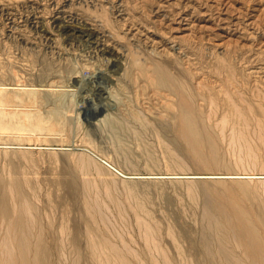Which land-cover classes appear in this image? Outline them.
<instances>
[{"label":"rangeland","instance_id":"374dc122","mask_svg":"<svg viewBox=\"0 0 264 264\" xmlns=\"http://www.w3.org/2000/svg\"><path fill=\"white\" fill-rule=\"evenodd\" d=\"M163 66L190 96L196 95L190 97L192 103L207 122L213 118L209 126L225 115L231 122L224 134L234 124L237 130L246 125L249 147L258 158L252 154L241 160L244 151L233 150L226 135L229 138L218 139L219 165L195 163L172 128L177 95L153 80ZM0 84L40 87L37 99L18 104L46 122V130L0 134V190L1 181L7 187L18 183L31 196L48 264L66 258L63 264L100 263L85 240L94 232L98 237L105 233L110 243L123 236L124 241L115 245L123 246L120 250L128 243L134 247L132 251L127 245L132 252L124 254L129 259L140 256L141 260L132 258L136 264L142 259L154 264L155 258L165 264V253L170 264H206L201 242L210 202L240 204L241 198L240 205L264 221V130L259 128L264 126V0H0ZM230 97L235 105L242 104L245 116L239 123ZM209 107L214 110L207 116ZM247 114L254 115L256 123ZM247 122L250 127L258 124L252 127L262 132L257 128L254 134ZM253 134L260 141L252 139ZM238 153L243 164L236 160ZM138 215L154 227L161 253L144 241Z\"/></svg>","mask_w":264,"mask_h":264},{"label":"bare ground","instance_id":"6f19581e","mask_svg":"<svg viewBox=\"0 0 264 264\" xmlns=\"http://www.w3.org/2000/svg\"><path fill=\"white\" fill-rule=\"evenodd\" d=\"M71 32V30H70ZM161 65V64H160ZM154 70V69H153ZM189 71V70H188ZM151 72H154V71H151ZM156 73V74H155ZM154 74L156 75L155 76H151V79H153L154 77V81L156 80V82L158 83V85L162 86V87H166L169 88L170 90H172L175 94L173 95H177L176 96V99H177V106L178 107H175L176 109V112H175V118H174V126L172 127L174 129V133H175V138H177V140H179L181 143L184 142L185 144V148L188 152V154L193 157V161L197 164H199L200 166L201 165H219L220 162H222V160L220 161L221 159V156H220V152H219V148L221 147L219 145V142H218V139L222 137H225L226 135H228L230 137V140L228 141L229 144H232V147H233V150L236 149L238 150L239 149V153L242 154V152L244 151V153L242 155H245L243 158L239 155V153L237 155H239V159H236L238 160L237 162L238 163H242L243 162H240L241 160L243 159H248V157L252 156V154L254 153L253 149L249 147L250 145V142L249 140H247V136L245 135V132H244V128L247 127L246 125H244L243 127V130L242 129H238L236 128V126H234L236 122L233 123L232 121V124L233 125L231 128H230V133H227V134H224V132L226 133V129L225 127L227 126H230L228 125L229 121L226 117L227 115H222L224 116V118H222V120L220 122H214L216 125L213 127V126H209L210 124L212 125V120H209V122H207V117L205 116L206 113L204 112V117L206 119L203 120L204 118L201 117V115H203L202 112L199 113L198 111V107L197 105H193V98L191 100L190 97H194L196 95H191L188 94V92L183 88L181 87L178 81V83L176 82V80L173 79V77L175 76H171V74L169 72H167L165 69H164V66L163 68H157V70L154 72ZM191 74V73H190ZM148 76V75H147ZM222 76V75H221ZM148 78V77H147ZM177 79V78H175ZM152 82V80H150ZM148 81V82H150ZM180 81H182L180 79ZM200 81V80H198ZM237 81V80H236ZM201 83V82H200ZM203 83V82H202ZM224 83V82H223ZM154 84V83H153ZM195 84V83H194ZM199 84V83H198ZM196 85V84H195ZM201 85V84H200ZM204 86V85H203ZM206 86V85H205ZM212 87V86H211ZM228 87V86H227ZM232 87V86H231ZM196 88H198L196 86ZM230 88V86H229ZM188 89H190L188 87ZM231 89V88H230ZM237 89V88H236ZM240 89V88H239ZM38 90H40V87H38L37 85H28V84H16V85H9V84H0V134H3V133H6V132H20L22 131L23 129L25 130H31L30 132H33L35 133L36 129H39V130H46L45 128L47 127L46 126V122H43V121H40V120H36L35 119V114L32 112V111H29L27 110L26 108H23V109H20L21 107H19V102L20 101H23L25 99H34L37 97V94H38ZM169 90V91H170ZM197 90V89H196ZM200 90V89H199ZM197 90V91H199ZM209 90V89H208ZM224 90H225V87H224ZM167 91V92H166ZM165 92L168 93V90H166ZM196 91V92H197ZM42 92V91H41ZM163 92V90H162ZM238 92V91H237ZM241 92V91H239ZM161 93V92H160ZM165 93V94H166ZM172 93V92H171ZM191 93V92H189ZM202 93V92H201ZM163 94V93H161ZM192 94V93H191ZM197 94V93H196ZM168 95V94H167ZM227 95V94H225ZM235 95V94H234ZM166 96V95H165ZM170 96V95H169ZM229 96V94L227 95ZM202 97V96H201ZM237 97V96H236ZM196 98V97H195ZM229 98V97H228ZM231 98V97H230ZM37 99V98H36ZM203 99V97H202ZM233 98H231V102H235L234 100L232 101ZM263 99V98H262ZM195 100V99H194ZM169 101V100H168ZM168 101L166 103H168ZM172 100L170 99V102ZM198 101V100H197ZM210 101H212L210 99ZM228 101V100H227ZM193 102V103H192ZM230 102V101H229ZM263 102V101H262ZM172 103V102H171ZM174 103V102H173ZM172 103V105H173ZM215 103V102H213ZM241 103V102H240ZM239 103V104H240ZM246 103V102H245ZM244 103V104H245ZM175 104V105H176ZM195 104V103H194ZM234 104V107H233V110L234 112L237 114V116L239 117L238 118V123H239V119L242 117V116H245L243 115L244 113H242L243 111V108L240 109L239 107H242V104L240 106H238L237 104L235 105ZM171 105V106H172ZM221 105V104H220ZM170 106V105H169ZM174 106V105H173ZM199 106V105H198ZM202 107V106H201ZM170 108V107H168ZM200 108V107H199ZM207 108V107H206ZM210 108V111H209V114L211 113V107ZM244 108H246L244 106ZM216 109V108H215ZM214 110V109H213ZM232 110V111H233ZM242 110V111H241ZM245 110V109H244ZM248 110V109H246ZM245 110V111H246ZM250 110V109H249ZM248 110V111H249ZM202 113V114H201ZM214 113V111H213ZM229 113V112H227ZM246 113H249V112H246ZM245 113V114H246ZM264 113V112H263ZM201 114V115H200ZM224 114V113H223ZM235 114V115H236ZM251 114V113H249ZM247 114V116L249 115ZM213 115V114H211ZM229 115V114H228ZM231 115H232V112H231ZM252 115V114H251ZM264 115V114H263ZM163 116V115H162ZM254 116V115H253ZM253 116H248L250 118H252ZM215 117V116H213ZM235 117V116H234ZM247 117V118H248ZM255 117V116H254ZM254 117H253V121L254 120ZM258 117V116H257ZM247 118L245 119V117H243L244 120H247ZM256 118V117H255ZM230 119V118H229ZM231 119H232V116H231ZM242 119V118H241ZM257 119V118H256ZM173 120V119H172ZM217 120V119H216ZM243 120V121H244ZM49 121V120H48ZM215 121V120H214ZM236 121V120H235ZM248 121L251 122V119H249ZM258 121V120H257ZM263 121V120H261ZM231 122V121H230ZM246 121H244L243 123H245ZM259 122V121H258ZM208 123V124H207ZM253 123V122H251ZM256 123V121H255ZM250 124V123H249ZM248 122H247V125H249ZM260 124V122L258 123ZM257 124V125H258ZM264 124V123H263ZM262 124V125H263ZM227 125V126H226ZM238 126L240 124H237ZM251 125V124H250ZM250 125L248 127H250ZM256 125V124H254ZM252 125V126H254ZM256 125V126H257ZM241 126V125H240ZM239 126V127H240ZM251 126V127H252ZM260 126V125H259ZM250 127V128H251ZM258 127H256L257 129ZM259 128H262L264 130V126L263 127H259ZM258 128V129H259ZM49 129V128H47ZM253 129V127H252ZM256 129L254 128V134H255V131ZM262 129L260 131L259 129V132L261 133L262 132ZM246 130H249L246 128ZM245 130V131H246ZM53 131V129H52ZM251 131V129H250ZM248 132V131H247ZM249 133V132H248ZM258 133V132H257ZM264 133V132H263ZM230 134V135H229ZM253 134V135H254ZM249 135V134H248ZM258 135L260 136V134L258 133ZM21 136V135H20ZM251 136V133L250 135ZM262 136V134H261ZM260 136V137H261ZM22 137V136H21ZM227 137V136H226ZM227 137V138H229ZM252 137V136H251ZM255 135L253 136L252 139H255L254 138ZM259 137V138H260ZM263 137V136H262ZM262 137L260 138L261 141L262 140ZM18 138V137H16ZM257 138V137H256ZM264 138V137H263ZM19 139V138H18ZM223 140H225V138H223ZM256 140V139H255ZM258 141H260L258 138H257ZM256 140V141H257ZM220 141V140H219ZM254 141V140H253ZM252 141V142H253ZM255 141V142H256ZM222 143V142H221ZM226 143H227V140H226ZM228 145L227 148H229V146L231 145ZM249 143V144H248ZM254 143V142H253ZM259 144V142H257ZM263 143V146H264V142ZM224 144V143H223ZM255 144V143H254ZM262 145V144H259V146ZM220 146V147H219ZM256 146V145H255ZM184 147V146H183ZM262 147V146H261ZM261 147H257V148H261ZM256 148V147H255ZM256 148V149H257ZM242 149V152L240 151ZM252 149V150H251ZM264 149V147L262 148ZM228 150V149H227ZM235 150V151H236ZM232 150L230 149V152ZM235 151L233 153H235ZM258 151V149H257ZM256 151V152H257ZM264 151V150H262ZM237 152V151H236ZM260 152V151H259ZM258 153V152H257ZM218 154L220 156V159L218 157ZM1 155V154H0ZM254 155L256 156V154H253L252 157H254ZM247 156V158H246ZM218 157V159H217ZM262 157V156H261ZM240 158H242L240 160ZM256 158H258L256 156ZM256 158H252V159H256ZM223 159V158H222ZM251 159V158H249ZM253 160V161H254ZM183 162L185 161L184 159L182 160ZM181 161V162H182ZM247 161V160H245ZM251 160L247 161L250 162ZM189 162V161H188ZM258 162V161H256ZM185 163V162H184ZM187 163V162H186ZM185 163V164H186ZM255 162H252V164H254ZM180 164V163H179ZM222 164V163H221ZM257 164V163H255ZM184 165V164H183ZM196 165V164H195ZM251 165V164H250ZM221 166V165H220ZM248 166V165H247ZM259 166V165H258ZM83 167V166H82ZM255 167V166H254ZM257 167V166H256ZM10 172V171H9ZM11 173V172H10ZM9 173V174H10ZM9 176V175H8ZM6 177V176H5ZM15 177V176H14ZM9 178H12V175L10 174ZM7 179V178H6ZM10 180V179H9ZM10 181H14V180H10ZM26 183V182H25ZM89 183V182H87ZM264 184V182H262ZM1 184H2V187H1V192H0V226L3 227V222L5 224V229L4 231H2V228L0 229L2 231V235L0 237V264H48L47 263V258H48V248H46V245L44 243V240H43V237L41 235V231H40V227H37L39 225H37V218L36 217V214L34 213V207L33 205L31 204L30 200L28 199V197H31V196H28L26 195V191H24L22 189V186H20L18 183H15L14 186L11 184L10 182V185H12L13 187H7L6 183L4 181H1ZM92 184V183H91ZM242 184V182H241ZM261 184V183H259ZM261 184V185H263ZM24 185V184H23ZM88 185V189L89 188V184ZM255 185V184H254ZM257 185V184H256ZM261 185H257L259 187H261ZM92 186V185H91ZM243 186V185H242ZM246 186V185H245ZM264 186V185H263ZM262 186V187H263ZM94 187V186H93ZM194 187V186H193ZM248 187V186H247ZM9 188V190H8ZM25 188V187H24ZM196 188V187H195ZM208 189V187H206ZM229 188V191L231 190L230 187ZM227 188V189H228ZM244 188V187H243ZM192 189V188H191ZM206 189V190H207ZM211 189V187H210ZM242 189V188H241ZM253 189V187L251 188ZM255 189V187H254ZM108 190V189H107ZM209 190V189H208ZM207 190V192H208ZM215 189L213 188V192ZM256 190V189H255ZM29 191H31V189L29 188ZM33 191V189H32ZM31 191V192H32ZM210 191V190H209ZM212 191V190H211ZM232 191V190H231ZM252 191V190H251ZM250 191V192H251ZM93 192V190L91 191ZM108 192V191H107ZM228 192V190H227ZM237 192V191H236ZM244 192V191H243ZM34 193V192H33ZM37 193V192H36ZM212 193V192H211ZM232 194H235L233 192H231ZM213 194V193H212ZM221 194V193H220ZM219 194V195H220ZM223 194V193H222ZM221 194V196H222ZM237 194H239V192H237ZM240 194L242 195V193L240 192ZM37 195V194H36ZM35 195V199L37 200V197ZM94 195H97L94 193ZM110 195V194H109ZM214 195V194H213ZM245 195V194H244ZM34 196V194H33ZM93 196V195H92ZM98 196V195H97ZM216 196V195H214ZM225 196L227 197V195L225 194ZM260 196V195H259ZM90 197V196H89ZM224 197V196H223ZM235 197V196H233ZM237 197V196H236ZM233 199V200H238V198ZM238 197H241L240 195ZM91 198V197H90ZM93 198V197H92ZM96 198V196H94V199ZM217 197H215L216 199ZM219 198V197H218ZM217 198V199H218ZM225 198V197H224ZM229 198V197H228ZM227 198V199H228ZM243 198V197H242ZM256 198V197H255ZM261 198V197H260ZM32 199V198H31ZM34 199V197H33ZM32 199V200H33ZM86 199V198H84ZM99 197L96 198V201H98ZM241 199V198H240ZM238 201V203L240 202V204L244 203V201L242 200V203L241 201ZM244 199V198H243ZM92 200V199H91ZM90 200V201H91ZM256 200V199H254ZM261 200V199H260ZM89 200H87V202L91 203ZM216 201V200H215ZM220 201V202H219ZM219 201H216V202H210L206 209H205V213H204V218H205V221H206V225L204 227V230L206 232V235L205 237L203 236L202 238V242H201V253L203 254L202 258L206 261V264H264V221H259L261 219H256L254 217H252L251 213L248 212V209H245V204L244 206L240 205V204H237L233 201H229V202H222V199L219 200ZM227 201V200H225ZM246 201V200H245ZM249 201V200H248ZM35 203V201H33ZM86 201L84 203H87ZM101 202V201H99ZM114 202L116 203L117 201L114 200ZM247 202V201H246ZM245 202V203H246ZM250 202V201H249ZM88 203V204H89ZM97 204H99L98 202H95ZM114 203V204H115ZM248 203V202H247ZM36 204V203H35ZM94 204V203H93ZM92 204V205H93ZM102 204V203H100ZM99 204V205H100ZM119 204V205H117ZM116 204V207L117 206H120V203L118 201V203ZM251 204V203H250ZM263 204V203H262ZM92 205L90 206L92 208ZM96 205V204H95ZM94 205V206H95ZM99 205H96V206H99ZM106 204L104 203L103 206H105ZM123 205V204H122ZM255 205V204H254ZM257 205V204H256ZM38 206V205H37ZM51 206V204H50ZM95 206V207H96ZM101 206V205H100ZM100 206H99V209H100ZM103 206H101L103 208ZM107 206V205H106ZM242 206V207H241ZM250 206V205H249ZM87 207V206H86ZM94 207V208H95ZM105 208V207H104ZM121 208L118 207V211L119 209ZM247 208V207H246ZM39 209V208H38ZM52 209V208H50ZM88 209V208H87ZM124 209V208H123ZM255 209V208H254ZM251 210V212L254 211V215L256 214L255 213V210ZM94 210V209H93ZM103 210V209H102ZM102 210L100 209L99 211L101 212L102 214ZM125 210V209H124ZM123 210V211H124ZM258 210V209H257ZM87 211V210H86ZM92 210L89 209L88 212H90ZM98 210H95L94 212H96ZM122 211V210H120ZM122 211V212H123ZM250 211V210H249ZM82 212V211H81ZM80 212V213H81ZM104 212L106 211H103V214ZM121 212V213H122ZM38 213V212H37ZM50 213V212H49ZM120 214V212H118ZM124 213V212H123ZM250 213V214H249ZM264 213V212H263ZM99 215V212L96 213ZM102 214V215H103ZM39 215V214H38ZM83 215V214H82ZM101 215V217H102ZM122 214H120L121 216ZM47 216V215H46ZM51 216V215H50ZM97 216V217H98ZM104 216V215H103ZM106 218L107 217V214L105 215ZM104 216V218H105ZM123 216V215H122ZM261 216V215H260ZM52 217V216H51ZM97 217H96V221H97ZM100 217V220L103 218ZM137 217V216H136ZM141 217L140 215H138L137 218ZM37 218V219H36ZM48 218V216H47ZM95 216L91 215L90 219H93V223L95 222ZM124 218V217H123ZM262 218V217H261ZM99 219V218H98ZM109 219V218H108ZM107 219V220H108ZM125 219V218H124ZM123 219V220H124ZM145 218L141 217V219H136V220H139V223L138 224L136 221V223L138 225H140L141 227L144 228L143 233V237L145 236L144 241L146 240L147 243L149 244V247L150 245H152V247H154L155 249L157 248V243L156 240L154 239L156 237V231L154 232V227L152 228V224L150 225V222L147 224L146 221L144 220ZM41 220V219H40ZM53 220V219H52ZM101 220V221H102ZM105 220V219H104ZM111 220V219H110ZM100 221V222H101ZM106 221V220H105ZM148 221V220H147ZM98 222V221H97ZM95 222V223H97ZM103 222V221H102ZM108 222H110L108 220ZM113 221H111L110 223L113 225L112 223ZM42 223V222H41ZM86 223V222H85ZM84 223V225H85ZM107 223V222H106ZM104 226L106 227L107 225L109 224H105L103 222ZM98 225V224H97ZM111 225V226H112ZM52 226V224H51ZM63 225L60 226L59 229H62ZM99 226V225H98ZM103 226V225H102ZM35 227H37V230L39 228L38 231H35ZM44 227H46L44 225ZM100 227V226H99ZM90 228V227H89ZM94 228V227H93ZM92 228V229H93ZM109 227L107 226V229ZM156 228V226H155ZM44 229V228H43ZM42 229V231H44ZM64 229V228H63ZM62 229V230H63ZM70 229V228H69ZM95 229V228H94ZM105 229V228H104ZM112 229H114L112 227ZM115 229H117V227H115ZM160 229V228H159ZM68 230V228L66 229ZM71 230V229H70ZM88 230V229H87ZM98 230V228H97ZM101 230V229H100ZM141 230V229H140ZM86 231V230H85ZM96 231V230H95ZM102 231V230H101ZM100 231V232H101ZM109 231V229H108ZM112 231V230H111ZM117 232H119L120 230H116ZM115 231V232H116ZM67 232V231H65ZM65 232H64V237H65ZM71 232V231H70ZM69 232V233H70ZM88 232L90 233V231L88 230ZM104 232V231H103ZM102 232V233H103ZM106 232V231H105ZM113 232V231H112ZM114 232V233H115ZM68 233V232H67ZM72 233V232H71ZM70 233V234H71ZM97 232H94V235L93 234H89L88 238L85 236V240L88 239L89 240V246L91 247V250H92V253L93 254V259L96 260V262H100L98 264H131L130 261L132 260V258H137V255H133V257L130 259L129 258H126V253L130 251V244L128 243L127 245H129V248L128 246L126 245L125 246V250H127V252L124 254V249L123 250H120V248H118L115 243L113 242H109L106 237L104 236L105 233L102 234L101 237H98V233L95 234ZM111 233V232H110ZM109 233V234H110ZM113 233V234H114ZM121 233V232H120ZM45 232H44V236H45ZM60 234H62L60 232ZM112 234V235H113ZM118 234V233H117ZM63 235V234H62ZM66 235H69V234H66ZM124 235V234H123ZM155 235V237H154ZM171 235V234H170ZM115 236V235H114ZM119 236V234L117 235ZM115 236V237H117ZM56 237V236H55ZM62 237V236H61ZM60 237V238H61ZM114 237V238H115ZM121 239H120V242L123 240V236L121 237V235L119 236ZM59 238V239H60ZM67 238V237H65ZM108 238V236H107ZM111 238V237H110ZM109 238V240H111ZM142 238V237H141ZM62 242L63 241V237L61 238ZM100 240V242H105L103 243L102 245H99V243L97 242V240ZM101 239H103L101 241ZM67 240V239H66ZM65 240V241H66ZM176 240V239H175ZM113 241V240H111ZM115 241V240H114ZM124 241V240H123ZM126 241V240H125ZM158 241V240H157ZM120 242H117V243H120ZM47 243V241H46ZM88 243V241H87ZM116 243V244H117ZM125 243V242H124ZM123 242L122 244L125 245ZM145 242V244H147ZM61 244V243H60ZM64 245V243L62 244ZM88 246V245H87ZM120 246V244H119ZM145 247H147V249L149 248L148 245H144ZM65 247V246H64ZM60 248H62V246L60 245ZM158 248L160 249L161 247L158 246ZM157 248V249H158ZM64 248H62V252L65 251L63 250ZM122 249V248H121ZM144 249V248H143ZM151 251L153 248H150ZM148 249V251L150 250ZM155 250L156 253L157 251L159 250ZM132 251H134V247L131 249ZM135 250H137L135 248ZM145 250V249H144ZM130 251V252H132ZM139 251V250H138ZM137 251V252H138ZM146 251V250H145ZM154 251V252H155ZM159 251H162V250H159ZM158 253H161L159 252ZM53 252V251H52ZM55 252V251H54ZM53 252V254H54ZM66 252V251H65ZM88 253V251H86ZM129 252V253H130ZM135 251V253H137ZM141 252V251H140ZM153 252V251H152ZM150 252V253H152ZM58 252H56V254H58ZM134 253V254H135ZM139 253V252H138ZM137 253V254H138ZM149 253V252H148ZM162 253H165V252H162ZM55 254V255H56ZM128 254V253H127ZM146 254V253H145ZM166 254V253H165ZM162 256V261L163 259L165 260V264H170L171 261L169 258H168V255H166V258H163L164 255ZM59 255V258L60 256L63 257L62 255L58 254ZM57 255V256H58ZM130 255V254H129ZM139 255V254H138ZM141 255L143 256V254L141 253ZM148 255H151V254H148ZM158 255V254H157ZM66 256V254H65ZM64 256V257H65ZM73 256V254H72ZM76 256V255H75ZM74 256V257H75ZM82 256V255H81ZM84 256V254H83ZM111 256H113V258H111ZM131 256H132V253H131ZM141 256V257H142ZM153 256V254H152ZM152 256H149L150 258ZM155 256V255H154ZM160 256V254H159ZM181 256V255H180ZM53 257V256H52ZM69 257V256H68ZM88 257V256H87ZM145 257V256H144ZM58 258V260H59ZM70 258V257H69ZM83 258V257H82ZM86 258V257H85ZM140 258V256L138 257ZM137 258V259H138ZM158 258V257H157ZM161 258V257H160ZM168 258V259H167ZM53 259V258H52ZM57 259V258H56ZM63 259V258H62ZM67 259V258H66ZM65 259V260H66ZM74 259V258H72ZM88 259V258H87ZM129 259V261L127 260ZM154 259V257H153ZM63 259V262L65 261ZM69 260V259H68ZM67 260V261H68ZM138 260H141V259H138ZM137 260V261H138ZM143 260L141 261V263L143 264ZM156 260V258H155ZM154 260V264H157L159 263L158 261H160V259H157V262ZM169 260V261H168ZM62 260H60V264H63V262L61 263ZM76 261V260H74ZM93 261V260H92ZM133 261V260H132ZM145 261V260H144ZM149 261V260H147ZM152 261V260H151ZM57 262V261H55ZM69 262V261H68ZM68 262L64 263V264H68ZM79 262V261H78ZM94 262V261H93ZM134 262V261H133ZM132 262V264H133ZM203 262V261H202ZM52 264H55L53 263V261H51ZM76 263V262H74ZM80 263V262H79ZM90 263V262H89ZM95 263V262H94ZM148 263V262H147ZM152 263V262H151ZM162 263V262H161ZM205 263V262H204ZM58 264V262L56 263ZM134 264H136V262H134ZM139 264V263H137ZM145 264H146V261H145ZM153 264V263H152ZM160 264V263H159ZM164 264V263H163ZM174 264V263H173Z\"/></svg>","mask_w":264,"mask_h":264}]
</instances>
